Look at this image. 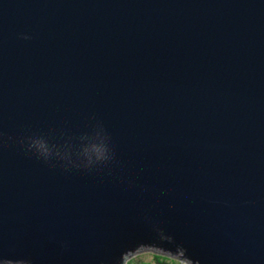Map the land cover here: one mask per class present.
I'll return each instance as SVG.
<instances>
[{
  "label": "water",
  "instance_id": "1",
  "mask_svg": "<svg viewBox=\"0 0 264 264\" xmlns=\"http://www.w3.org/2000/svg\"><path fill=\"white\" fill-rule=\"evenodd\" d=\"M149 249L264 264V0H0V255Z\"/></svg>",
  "mask_w": 264,
  "mask_h": 264
},
{
  "label": "clouds",
  "instance_id": "2",
  "mask_svg": "<svg viewBox=\"0 0 264 264\" xmlns=\"http://www.w3.org/2000/svg\"><path fill=\"white\" fill-rule=\"evenodd\" d=\"M82 143L79 144L78 148L87 159H108L110 153L108 151V146L105 143L104 136L96 131L91 135H82ZM44 141L39 137L29 138L30 146H42ZM0 264H29V262L23 258H8L6 256L0 255Z\"/></svg>",
  "mask_w": 264,
  "mask_h": 264
},
{
  "label": "trees",
  "instance_id": "3",
  "mask_svg": "<svg viewBox=\"0 0 264 264\" xmlns=\"http://www.w3.org/2000/svg\"><path fill=\"white\" fill-rule=\"evenodd\" d=\"M145 256L144 258H142ZM124 264H184L177 258L152 250L138 251L128 257Z\"/></svg>",
  "mask_w": 264,
  "mask_h": 264
},
{
  "label": "rangeland",
  "instance_id": "4",
  "mask_svg": "<svg viewBox=\"0 0 264 264\" xmlns=\"http://www.w3.org/2000/svg\"><path fill=\"white\" fill-rule=\"evenodd\" d=\"M145 256H143L142 258H144Z\"/></svg>",
  "mask_w": 264,
  "mask_h": 264
}]
</instances>
